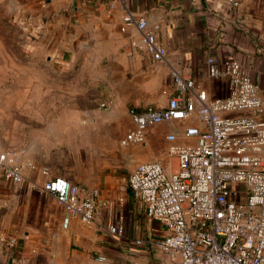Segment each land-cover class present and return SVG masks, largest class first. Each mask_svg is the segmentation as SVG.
Segmentation results:
<instances>
[{"label": "crops", "instance_id": "0c3cea01", "mask_svg": "<svg viewBox=\"0 0 264 264\" xmlns=\"http://www.w3.org/2000/svg\"><path fill=\"white\" fill-rule=\"evenodd\" d=\"M0 3L14 9L18 22L28 30L42 31L40 44L50 50L38 51L32 63L23 67L32 72V88L40 82L36 76L44 69L40 63L43 56L68 61L66 65L49 64V72L78 68L88 73L82 81L73 76L49 81L50 87L75 91L70 97H37L29 91L23 99V108L32 104L27 110L33 120H56L53 109L63 103L68 123L61 131L47 128L40 141L32 133V138L16 147L0 141V151L21 148L23 162L37 165L35 170L25 169L21 183L7 179L0 165V264H159L178 258L157 245L166 229L147 217L145 205L128 186V178L139 164L154 160H160L168 171L174 170L177 158L169 153L167 135L175 133L177 143H192L195 139L184 135L185 128L179 132L178 125L201 126L202 122L195 117L189 123L163 122L146 129L143 143L121 146L120 138L135 127L129 110L166 106L174 93L172 69L197 81L209 98L227 96V77L208 75L210 57L220 66L226 59L238 60L264 99V0ZM127 11L146 18L147 30L154 31L157 43L166 48V61L155 60L145 48L143 32L124 22ZM45 24L53 26L42 29ZM105 71L110 73L107 79ZM46 102L52 117L45 113L37 117L41 111L38 105ZM58 134L62 137L59 144ZM62 157H71L64 169L58 166ZM43 168L49 175L42 173ZM56 175L99 190L101 205L93 222L74 217L63 227L64 213L55 196L33 186ZM110 225H121L122 234L111 233Z\"/></svg>", "mask_w": 264, "mask_h": 264}, {"label": "built area", "instance_id": "2783aa9c", "mask_svg": "<svg viewBox=\"0 0 264 264\" xmlns=\"http://www.w3.org/2000/svg\"><path fill=\"white\" fill-rule=\"evenodd\" d=\"M124 22L143 32L145 48L155 60L166 61V48L147 30L145 17L127 11ZM171 75L174 93L167 105L130 108L135 127L119 141L121 146L143 143L146 129L163 122L194 117L202 122L184 129L186 137L195 139L192 143H177L175 133L167 135L169 153L177 158L174 170L154 160L139 164L128 178L147 217L166 229L157 245L178 257L159 264H264V99L259 87L233 58L222 66L208 59V75L228 79L225 97L209 98L197 81L175 69ZM23 156L21 148L0 151V165L13 183L22 182L27 167L37 168L34 162L24 163ZM42 173L49 175V170L43 168ZM33 186L55 196L64 228L74 217L93 222L101 205L97 188L63 175ZM109 230L123 232L121 225H110Z\"/></svg>", "mask_w": 264, "mask_h": 264}, {"label": "rangeland", "instance_id": "374dc122", "mask_svg": "<svg viewBox=\"0 0 264 264\" xmlns=\"http://www.w3.org/2000/svg\"><path fill=\"white\" fill-rule=\"evenodd\" d=\"M15 14L14 9L4 7L0 3V141H8L11 144L10 146L16 147L19 144L18 142L32 138L30 137L32 133L40 141L44 137L42 135L43 130L49 128L50 131L56 130L58 133L68 123V120L65 119V105L59 102L53 109L57 117L56 120L51 118L41 119L39 117L44 115L42 113H45L47 117H52L53 112L48 113L49 102L38 105L41 108L40 113L37 114L39 118L36 117L37 119L33 120L27 110V107L32 106V104L27 103L24 108L22 104L29 91H33L37 97H41V95L46 98L51 95L57 99L59 97H70L75 91L72 90L66 93L68 90L65 88L50 87L49 81L52 82L58 78L68 79L69 76H73L74 80L82 81L88 73L80 72L78 68L76 71L71 72H49L47 68L49 64L66 65L68 61L57 57L51 58V56L48 59L43 56L40 63L44 69L36 76V80L40 82L32 88L30 81L32 80V72H26L23 67L32 63V58L35 57L36 53H39L38 51L49 53L50 50L47 49L48 46L42 47L40 44L42 41L38 38L42 31L34 33L33 30H28L23 23L18 22ZM52 26L45 24L42 29H48ZM107 75H110V73L105 71L106 79L108 78ZM76 91L80 92L79 89H76ZM27 115H29L28 118ZM183 122L189 123L188 120L179 121V123ZM185 127L182 124L178 125L179 132ZM55 137L59 144L62 137L60 134ZM64 154L68 156L70 153L65 151ZM70 159L71 157L69 159L62 157L58 162V166L64 169L71 161Z\"/></svg>", "mask_w": 264, "mask_h": 264}]
</instances>
